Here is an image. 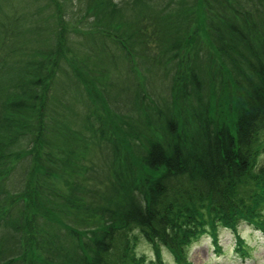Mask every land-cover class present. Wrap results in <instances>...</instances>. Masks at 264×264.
Wrapping results in <instances>:
<instances>
[{"label":"trees","instance_id":"16d2710c","mask_svg":"<svg viewBox=\"0 0 264 264\" xmlns=\"http://www.w3.org/2000/svg\"><path fill=\"white\" fill-rule=\"evenodd\" d=\"M263 161L264 0H0V264H190Z\"/></svg>","mask_w":264,"mask_h":264},{"label":"rangeland","instance_id":"374dc122","mask_svg":"<svg viewBox=\"0 0 264 264\" xmlns=\"http://www.w3.org/2000/svg\"><path fill=\"white\" fill-rule=\"evenodd\" d=\"M149 82L151 91L165 88V83L161 82L157 75L150 77ZM261 213L264 214V208ZM237 235L247 250L246 254L242 255L235 250L237 240L235 234L229 229H221L216 244L207 235L196 240V243L187 249V261L190 264H264V234L242 222L238 224ZM137 239L133 249L137 258L143 259L141 264H156V257L150 245L141 237ZM184 252L187 253L186 249ZM160 262L174 264L171 254L166 251H163Z\"/></svg>","mask_w":264,"mask_h":264}]
</instances>
